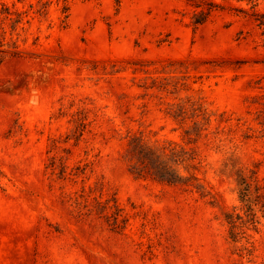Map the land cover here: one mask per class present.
I'll return each instance as SVG.
<instances>
[{"label":"rangeland","instance_id":"obj_1","mask_svg":"<svg viewBox=\"0 0 264 264\" xmlns=\"http://www.w3.org/2000/svg\"><path fill=\"white\" fill-rule=\"evenodd\" d=\"M5 1L29 14L21 54L0 63V264H264V224L235 241L223 213L241 205L230 167L264 178V31L254 14L264 0H42L45 16L33 11L39 0ZM209 1L218 8L195 28V5ZM174 58L189 64L187 79L172 78L179 96L212 115L196 144L213 203L128 169L132 132L186 142L191 119L166 112L176 94L144 95L145 70H133L157 74ZM79 105L93 121L65 145L71 167L90 161L93 171L63 179L46 168L49 137L68 132ZM99 179L129 215L123 232L88 211L107 197L90 191Z\"/></svg>","mask_w":264,"mask_h":264},{"label":"trees","instance_id":"obj_2","mask_svg":"<svg viewBox=\"0 0 264 264\" xmlns=\"http://www.w3.org/2000/svg\"><path fill=\"white\" fill-rule=\"evenodd\" d=\"M49 4V1L39 0V6L33 11L45 16L49 13ZM208 4L207 6L195 5L196 12L192 20L195 28L207 21L211 12L219 6L214 1H209ZM13 6L14 4L10 5L5 0L0 2V63L8 56L20 55L23 50L18 43L19 29L24 28L22 24L25 19L28 20L29 10ZM62 12L64 13L62 20L66 21L70 15V5L65 3ZM254 14L264 31V12L257 10ZM15 35L17 38L14 37ZM185 61L169 59L161 66L154 68V72L159 71L157 74H152L150 68H133L134 71L145 70L146 74L141 77L144 82L138 84L144 89V95H150L156 91L176 94L175 97L178 98L176 101L167 100L169 106L166 112L181 122L191 119L192 124L184 128L183 138L186 142L166 139L163 143L156 144L146 139L143 134L132 132L126 149L128 169L137 178H150L160 183L179 185L186 190L198 192L202 197H209L210 202L213 203L216 201L215 195L197 172L201 159L196 144L203 130L211 123L212 115L198 100L192 99L191 96H179L180 90L185 87L182 86L183 84H178V81L172 80L174 76L178 79H187L189 74H179L184 72V68H189V64ZM164 97L161 95V98ZM91 111L92 109L87 105H79L72 113L71 127L68 132L65 135L49 137V157L46 168L60 178H75L93 171L90 161L79 160L71 167L69 159L72 148L65 145L71 139L75 144L81 141L93 121L90 116ZM66 114L68 110L61 107L59 116ZM230 168L236 177L241 205L235 206L232 210L225 209L224 219L229 227V236L233 240L239 241L242 238L249 240L251 236L249 230H259L260 225L264 224V178L258 173V168L235 167V165ZM95 185V188L90 187V191L107 193V197L104 200L96 198L97 205L94 208L89 207L88 211L97 212L104 217L112 230L123 232L128 225L129 215L120 204L117 193L106 191V183L103 179L96 181ZM84 195V193L81 194L82 197ZM245 248L248 251L252 250L248 246Z\"/></svg>","mask_w":264,"mask_h":264}]
</instances>
